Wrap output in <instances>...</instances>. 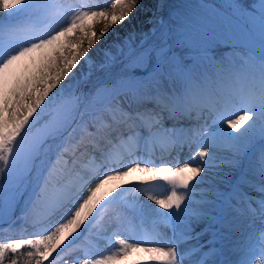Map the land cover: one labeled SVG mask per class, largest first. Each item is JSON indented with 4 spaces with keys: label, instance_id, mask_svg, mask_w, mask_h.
<instances>
[{
    "label": "snow or ice",
    "instance_id": "obj_1",
    "mask_svg": "<svg viewBox=\"0 0 264 264\" xmlns=\"http://www.w3.org/2000/svg\"><path fill=\"white\" fill-rule=\"evenodd\" d=\"M140 5L0 0V264H264V0H155L84 72Z\"/></svg>",
    "mask_w": 264,
    "mask_h": 264
},
{
    "label": "bare ground",
    "instance_id": "obj_2",
    "mask_svg": "<svg viewBox=\"0 0 264 264\" xmlns=\"http://www.w3.org/2000/svg\"><path fill=\"white\" fill-rule=\"evenodd\" d=\"M86 3H90L93 5H99L101 7H108L110 5L111 0H85ZM162 4H166L168 6L174 5L178 2V0H160ZM190 2H195V0H190ZM213 2V1H210ZM215 3V2H213ZM155 0H141L140 7L126 20L123 24H118L113 26L110 30L109 34L99 41L97 45L93 48V50L89 53L91 60L88 61L87 64H84V72L88 71L89 65L93 64L94 62H99L101 59L105 57V53L111 51H115V45L124 41L129 34H134L135 38L138 40L140 38L141 33H146L153 25L148 22V17L155 11ZM167 13V9H165V14ZM159 15V13H157ZM94 29L101 28V25H93ZM82 73H77V76L74 77V82H79ZM198 151V145L193 144L191 148L185 146L183 149H176L171 152V154H161L157 151L154 155L151 156L149 159L147 155L145 159L148 163L155 164V165H162L168 164L170 166H182L184 163L192 162L195 163V156L196 152ZM133 183L128 185L127 187L130 188H139V187H148L149 185L142 184L141 182L146 179V177L141 174L137 173L133 176L129 177ZM154 187V194L163 197L169 191L170 186L158 182ZM122 189H118L120 191ZM146 203L152 204L151 201H147L146 196H141ZM155 207L154 204H152ZM19 213V209H18ZM4 230V233L10 234L11 230L7 229L6 225H0V232ZM163 233L166 237H170L172 235L171 229L165 228L163 229ZM2 236V235H0ZM124 236L127 237L129 240L136 238L131 231L125 232ZM71 239V237L69 238ZM119 239V237H113V242ZM67 243V241L65 242ZM167 243V240H165ZM197 244L196 240H191L188 243L182 244V249L186 250L187 248L194 246ZM118 245L112 248V251L118 250ZM59 251V250H58ZM142 254H137L133 257H130L124 264H133V261L141 260ZM141 264H155V262L151 261H143L141 260Z\"/></svg>",
    "mask_w": 264,
    "mask_h": 264
},
{
    "label": "rangeland",
    "instance_id": "obj_3",
    "mask_svg": "<svg viewBox=\"0 0 264 264\" xmlns=\"http://www.w3.org/2000/svg\"><path fill=\"white\" fill-rule=\"evenodd\" d=\"M210 1H213L215 3H220L221 0H210ZM4 14L0 13V16H2ZM229 51V49H227L226 47H221V48H218L215 50V54L217 56H220L222 55L223 53ZM18 214V212H17ZM11 233L10 234H6L4 233V230L0 232V241H3L5 239H18V238H23L24 235H26L25 233L21 232L20 230H16V229H13L10 231Z\"/></svg>",
    "mask_w": 264,
    "mask_h": 264
}]
</instances>
